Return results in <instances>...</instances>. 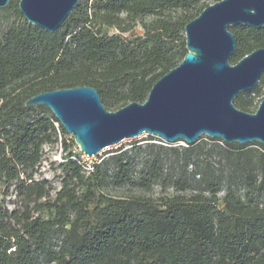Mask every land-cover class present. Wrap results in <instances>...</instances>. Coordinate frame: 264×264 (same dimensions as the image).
Here are the masks:
<instances>
[{
  "label": "trees",
  "instance_id": "trees-1",
  "mask_svg": "<svg viewBox=\"0 0 264 264\" xmlns=\"http://www.w3.org/2000/svg\"><path fill=\"white\" fill-rule=\"evenodd\" d=\"M204 4L80 0L51 33L10 0L4 10L13 20L0 33V185L15 200L12 209L0 203V264H264L260 142L202 135L185 145L150 134L111 151L89 173L80 152L70 153L60 188L36 177L45 145L67 132L49 107L27 100L91 86L109 109L145 102L185 57V25ZM230 29L232 63L264 47V27ZM260 94L258 83L235 104L248 110ZM154 186L163 193L158 198L109 192Z\"/></svg>",
  "mask_w": 264,
  "mask_h": 264
},
{
  "label": "water",
  "instance_id": "water-1",
  "mask_svg": "<svg viewBox=\"0 0 264 264\" xmlns=\"http://www.w3.org/2000/svg\"><path fill=\"white\" fill-rule=\"evenodd\" d=\"M9 2L0 0V8ZM79 2L19 0V8L28 22L53 33ZM237 25L264 27V0H219L206 6L185 25V57L154 83L145 102L110 111L95 88L78 86L40 92L26 104L49 107L89 156L144 133L185 145L202 135L264 144V96L254 113L234 104L264 74V47L232 64L237 41L230 27Z\"/></svg>",
  "mask_w": 264,
  "mask_h": 264
},
{
  "label": "rangeland",
  "instance_id": "rangeland-1",
  "mask_svg": "<svg viewBox=\"0 0 264 264\" xmlns=\"http://www.w3.org/2000/svg\"><path fill=\"white\" fill-rule=\"evenodd\" d=\"M219 0H204V5H210L214 4ZM5 8V7H4ZM4 8H0V33L5 28L6 24L13 20L10 13L5 11ZM138 31L141 32V29L138 28ZM111 33L118 32L115 29H110ZM232 63V62H231ZM234 64V63H232ZM259 84L261 85V94L258 96L253 104L250 106V109L245 110L250 113H254L257 111L259 104L264 96V74L260 79ZM235 104V99H234ZM236 105V104H235ZM237 106V105H236ZM238 107V106H237ZM240 108V107H238ZM110 111H115L119 108H112L109 109ZM241 109V108H240ZM243 110V109H242ZM150 134L144 133L139 135L135 138H128L120 142L119 144L109 146L102 151H100L99 154L96 156H90L89 158L84 159V163H86L87 166L91 165L93 166L95 163L100 162L102 159L107 157L111 151L121 148V147H131L134 143L137 142H145L146 139L149 138ZM64 139H66L67 144H64ZM74 142V143H73ZM158 142V141H157ZM184 142L181 141L180 144H183ZM256 147V146H253ZM78 145L76 144L73 136L69 133H67L65 136L60 135L58 142L54 144H47L44 147V156H43V162L40 167V171L36 174V177L39 179L45 178L50 181V183L56 187L60 188L61 186V180L64 176V169L62 163L65 161L66 157L70 155V153L74 154L78 152ZM83 159V158H81ZM87 173V169H85ZM4 189L3 186L0 185V203H2L5 207H8L12 209L14 207V200L15 196L13 194V190L11 189V192L9 195H4L3 193ZM109 192L112 195L115 196H129L132 194H146L148 196L158 198L163 193L159 186H154L150 190L142 191L140 189L136 188H110Z\"/></svg>",
  "mask_w": 264,
  "mask_h": 264
},
{
  "label": "built area",
  "instance_id": "built-area-1",
  "mask_svg": "<svg viewBox=\"0 0 264 264\" xmlns=\"http://www.w3.org/2000/svg\"><path fill=\"white\" fill-rule=\"evenodd\" d=\"M78 151L81 154V158H83V159L80 160V162L83 165V168L88 170L87 173H89L91 170H93V166H91V165L87 166L86 163H84V159H85V157L89 158L90 156L85 154V153H83L80 149H78Z\"/></svg>",
  "mask_w": 264,
  "mask_h": 264
}]
</instances>
